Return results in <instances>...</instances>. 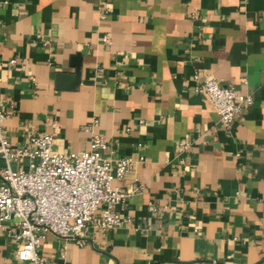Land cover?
<instances>
[{
  "label": "crops",
  "instance_id": "obj_1",
  "mask_svg": "<svg viewBox=\"0 0 264 264\" xmlns=\"http://www.w3.org/2000/svg\"><path fill=\"white\" fill-rule=\"evenodd\" d=\"M193 74L250 104L225 125ZM0 109L12 146L61 154L97 118L101 157L130 162L111 184L142 186L81 245L46 233L52 264H264V0H0ZM15 251L0 231V264H30Z\"/></svg>",
  "mask_w": 264,
  "mask_h": 264
},
{
  "label": "built area",
  "instance_id": "obj_2",
  "mask_svg": "<svg viewBox=\"0 0 264 264\" xmlns=\"http://www.w3.org/2000/svg\"><path fill=\"white\" fill-rule=\"evenodd\" d=\"M190 89L208 97L227 126L239 115L242 103L251 102L249 96L237 100L230 86L197 74L192 75ZM5 117V111L0 109V231L15 242L17 260L52 264L39 252L46 233L81 245L90 225L106 228L123 222L115 205H122L142 186L132 182L121 189L111 184L127 174L130 162L119 157L111 170L110 162L101 157L106 142L95 131L97 118L83 126L89 134L87 149L61 154L52 149L47 133L31 135L25 145L12 146L2 125ZM12 163L16 164L14 169L10 167ZM147 208L156 209L150 202ZM10 221L12 226L8 225Z\"/></svg>",
  "mask_w": 264,
  "mask_h": 264
},
{
  "label": "water",
  "instance_id": "obj_3",
  "mask_svg": "<svg viewBox=\"0 0 264 264\" xmlns=\"http://www.w3.org/2000/svg\"><path fill=\"white\" fill-rule=\"evenodd\" d=\"M70 79H71V86H70V88L78 84L79 79H78V69H77V66H76V69L73 72V74L70 76Z\"/></svg>",
  "mask_w": 264,
  "mask_h": 264
}]
</instances>
